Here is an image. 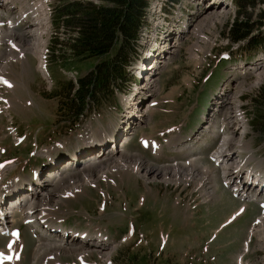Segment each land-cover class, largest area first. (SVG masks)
Wrapping results in <instances>:
<instances>
[{"label":"rangeland","instance_id":"374dc122","mask_svg":"<svg viewBox=\"0 0 264 264\" xmlns=\"http://www.w3.org/2000/svg\"><path fill=\"white\" fill-rule=\"evenodd\" d=\"M36 1L41 12L37 16H43L39 24L33 23L32 17L26 16L28 22L22 21L11 27L12 30H7L13 23L8 25L7 20H3V30L5 29L6 33L2 31L0 39V73L12 82L0 83V163L16 158V166L13 171H8L7 180H13L14 175L18 174V179H23V184L33 167L42 164L44 166L46 160L42 152L38 153L39 150L56 154V157L59 153L62 154L61 158L60 155L56 158L63 170L59 174L60 179L55 181L59 188L56 194L58 197L53 195L45 199L49 204L47 208L50 209L46 215L54 217L57 223L63 219L65 225L74 229H88L92 233L90 237H95L93 233L96 231L107 234V238L96 237L90 239V242H66V245L86 249L88 247L89 251L84 254L88 264H264V222H257L264 215V207H259L257 200L250 201L248 198L235 196L231 186L224 182L223 168L210 156V153L213 154L212 150L219 147L222 137L229 132L231 125L225 116L237 113V106L246 127L243 126V135L241 132L234 133V138L239 141V147L246 148L234 149L231 153L233 159L239 160L241 170L264 172V96H261L264 75L260 78L256 72L264 69V66L256 70L239 66L242 61L254 60L257 57L262 58L259 60L263 64L264 48L256 52L251 59L241 56L234 58L238 53L237 48L228 50V42L233 41L228 35V28L232 18L236 16L248 18L251 27L248 39L256 36V44L262 41L258 36H264V0H245L239 15L237 9L240 4L224 6L222 3L215 9H208L207 11L212 13L207 21L199 25L200 13H197V21L193 22L197 25L194 27L192 24L190 32L182 35L176 43H164L165 47L171 46L173 52H169V47L165 56L159 58L156 63L158 67L149 70L152 67L149 66L147 69L153 75L148 73L146 78L144 74L143 78V74H138L136 70L139 63L145 60L144 51L150 50L154 37L157 38L156 36L163 32L159 30V20L155 18L158 13L153 12L152 18L143 25L149 4L143 14L137 42L132 43L130 62L126 69L128 75L122 80L116 76V81L111 86L112 93L100 103H89L79 119L68 117L71 111H67L60 100H63L69 89V81L74 83L76 76L85 75L99 58L96 55H88V52L71 55L69 43L76 29L71 21H64L61 16L59 18L58 13L62 4L72 0H29L30 3ZM77 1L84 4H107L100 2L101 0ZM204 2L205 0L200 3H193V0L171 1L175 7L168 6L169 8L165 7L159 11L168 15L172 26L180 27V7L190 8L191 13ZM14 4L21 5L15 1L8 3L7 8L15 11ZM119 9L124 14V22L128 20L125 24L130 27L132 19L137 15L136 8L133 4L125 8L117 4L114 7V16H122L118 12ZM17 14L12 12L11 16ZM33 24L37 26L38 33L28 35L24 28L28 25L31 28ZM171 29L173 35L176 34L174 28ZM23 31L24 33H21ZM4 35L13 37L11 39L14 46L10 47L12 49L9 48V40L6 37L3 39ZM123 35L124 31L121 30L115 46L122 44L125 39ZM21 43L24 46L20 45ZM224 50L229 51V58L219 59ZM152 59L154 54L150 60L147 59L148 63L152 62ZM42 60L47 67L45 72L39 67ZM144 63L143 70L146 71L147 62ZM3 66L6 67L4 70ZM149 78H152L155 86V89L150 91L146 81ZM143 87L146 93L142 91ZM140 89L142 92L139 94H144L147 99L154 101L153 105H150L153 115L145 116V121H142L144 115L135 113L140 103L136 99L131 114L134 112L138 119L135 120V116L133 119L137 123L126 130L125 137V133L121 135L117 147L119 150L126 149L130 154H139L137 159L142 157L147 163L170 169L168 182L160 178L145 179L131 168L115 167L107 171L109 164L114 160L102 156L99 163L97 152L94 154L90 151L84 155L88 161L82 158L77 168L75 166L78 163L69 165L67 154L68 150L72 151L75 146V138L80 134L96 135L98 132H105L113 123L116 127L123 126L121 122L116 123L124 113L122 104L133 98L134 90ZM218 92L224 93L222 99L217 96ZM129 93L132 95L128 96ZM130 99L127 102V118L131 116L129 105L134 103ZM227 100L230 103L227 104ZM217 102H221L218 107L215 105ZM221 115L226 120H223ZM205 116L211 123L214 122L213 117H218L212 132L214 137L208 132L203 141H191V147L186 145L181 150L169 143L175 140L177 142L173 144H178V140L185 138L200 125L206 124ZM12 128L17 134H25V138L18 145L14 144ZM223 132L226 133L221 136ZM141 136L157 139L163 147L161 155L151 152L149 146L142 147L139 141ZM59 140L64 142L65 148L54 147V143ZM205 141L207 143H204ZM113 145L114 143L108 144V148ZM181 145L182 142L178 144ZM191 157L195 159L189 160H193L191 164L189 161L186 164L175 163ZM57 162L49 171L56 170ZM172 162L174 164H170ZM7 166L9 165L5 167ZM84 166L89 168L80 171ZM175 167L178 171L173 170ZM49 171L47 179L48 175L50 176ZM245 177L246 172L242 180ZM41 178L43 180L45 176L42 175ZM19 181L2 184L0 193L10 188L11 186H8L11 184L20 186ZM255 197L264 200V191L260 190L259 195ZM238 206L244 207V211L234 214L241 208ZM20 213L18 210L15 212L14 220H21ZM27 231L29 233L28 227ZM27 231L21 227L19 236L26 248L25 264H34L38 238L28 235ZM5 239L0 238V245H3ZM62 240H65L64 236ZM59 241L55 238L45 240L43 237L39 245L45 246L43 252L48 254L43 256L42 261L49 257L54 258L42 263L38 260L35 264L78 262L77 255L71 253L49 256L52 247ZM98 241L101 243L99 248L94 244ZM10 249L16 251L15 245L11 244ZM101 251H107L109 255L101 256Z\"/></svg>","mask_w":264,"mask_h":264},{"label":"bare ground","instance_id":"6f19581e","mask_svg":"<svg viewBox=\"0 0 264 264\" xmlns=\"http://www.w3.org/2000/svg\"><path fill=\"white\" fill-rule=\"evenodd\" d=\"M13 2H14V0H0V12H3L5 14H7V15H10L11 19L12 18L14 19V17H15L16 19H22V20H25L26 22H28L29 19L28 20L25 19L27 14H24L21 11L17 15H14V16L12 15L11 16V14H12L11 11L12 10L7 8V4L8 3H13ZM213 5H215V4L213 3ZM6 8H7V10L4 11V9H6ZM39 12H40V10L38 8V13ZM218 12H220V11H218ZM210 13H212V12H208V11L201 12L200 15H199L200 18H199L198 25L201 24L205 20L207 21L208 20V16L210 15ZM42 17L43 16H32L31 21H33V23H35V24H39L40 22H42V19H43ZM12 23H13L12 20L8 21V25H11ZM35 24H33L34 28L33 27H31V28L28 27L29 25L24 28V30H26V32H28L27 33L28 35L29 34L30 35L31 34L32 35H36L38 33V29H37V26H35ZM44 24H46V23H44ZM193 25L195 27L197 25V23L193 24ZM0 31L1 32L4 31L3 27H2V23H0ZM4 33H6V32H4ZM21 33H24V31L21 32ZM162 35L165 36V37H162ZM168 36H169V32L167 34H163V32H162L158 36H156L157 38L154 37L153 41H155L158 38L166 39V38H168ZM0 37H1V35H0ZM6 38H7V40H9V48L12 47L13 44H12V39L11 38H13V37L8 35V36H6ZM145 43H149V42H145ZM20 45L24 46L22 43ZM10 49H12V48H10ZM21 49H24V48L21 47ZM25 50H26V47H25ZM20 52L23 53L24 50H20ZM169 52H171V53L173 52V49H172L171 46L169 48ZM144 54H145V51H144ZM7 58L9 59V57H7ZM144 58H146V55H145ZM142 63L143 62L139 63V66H138L139 67V72L142 73L143 75L145 74L146 78L149 76V74H150V76L153 75V74H151L152 72L150 73L148 70H146V71L143 70V68L141 67ZM2 65H5V64H2ZM4 67L5 66H3V70H4ZM39 67L41 68L42 71L45 72V69H44L45 66H44L43 60L40 62V66ZM157 67H158L157 64L154 65V66L152 65V67L149 68V70H151V69L154 70ZM256 72H257V74H258V76L260 78H262V76L264 75V69H259ZM6 80L7 79L4 76H2V73H0V82H6ZM146 81L148 82L147 84L149 86V91L155 89V86L152 83V78H149ZM145 87L142 88L143 90L140 89V91L142 90L144 93H146L145 92ZM137 95L138 94H135V98H134V96H133L132 99L129 98L130 101L134 102L137 99L136 98ZM130 101H129V103H130ZM226 103L228 104L230 102H228V100H227ZM135 104H136V102L131 103L129 105V107L131 108L130 114L132 113V109L135 107ZM223 105H224V102H223ZM235 106H236V103H235ZM150 108H151V106L148 104L147 112L149 111ZM236 111H237V113H235V114H232V115L227 114L225 116L226 119H228V123H230V125H231L229 127V132L226 133L224 135V137H222V139L220 141V144H219V147L213 151V154L211 156L213 157L214 161L218 162L219 166L221 165V167L223 168V176L224 177L223 176L222 177L225 180V182L227 184H229L230 186H232V188L234 190H237V192H239V194L242 196L243 194H247L248 195L249 194L248 192H251V191H254L253 194H255L256 191L261 190L262 187L264 188V176L262 177V179H259L257 174L254 175V174L250 173L249 171H244L243 169L241 170V166L239 165V160L236 159V158L233 159V156L231 154L233 152V150L236 149V148L241 149V147H242V146L239 147V141L234 138V135H235L234 133L241 132V135H243V131H244V127L243 126L246 125V124L243 125L244 124L243 115H242L241 111L239 110V108L237 106H236ZM134 116H135V118H134L135 120L138 119L136 117V115H134V112H133V114H131V116L128 117V121H129V118L133 119ZM135 120H133V121H135ZM133 121H132V123H133ZM213 124H214V122L211 123V126H213ZM93 141H94L93 142L94 145L93 146H89L88 152H86V153L82 149L80 151L76 149L77 151L75 150V152L73 153V157L71 156V158H69L68 163L70 165H74L75 163H78L75 166L77 168L79 163H80L79 160L81 161L82 158H84V161H88V159L85 158L84 155H86L90 151H91V153L96 154L97 151L101 150L103 152H101V153H99V155H97V159L99 160V163H101L103 157L105 159L108 158V160H114L113 163L109 164V166L107 168V171H109V170H111V169H113L115 167L116 168H131L135 172L141 174L145 179H148V180L149 179H151V180L155 179L156 180V178H160V179H163L164 181L168 182V176L170 174L169 173L170 169H166V168H164V166H160V165L159 166L158 165H153L150 162L147 163L146 161L142 160V157H140V159H137L136 156L139 155V154H130V153H128V151L126 152V149L119 150L118 147H117L116 139L112 140L114 142V145L112 147H110V148H108L109 146H106V145L104 146V144H103L104 140H103L102 144H99L102 141V135L101 134L98 137L95 136ZM145 143H148V141L145 140ZM169 143H170V141H169ZM154 144H155L154 140H151V145H154ZM95 146H98L96 148L97 151L92 149ZM159 148H160V146H157V148L155 150H157ZM242 148H246V147H242ZM90 157H92V156H90ZM60 158H61V156H60ZM115 162H117V163L114 164ZM189 162L191 164V162H193V160H191ZM59 165H60V163L57 162L56 163L57 169L55 171H53V172L49 171L48 174H50V177L48 175V179L43 182V183H45L44 185H43V183L33 184V189L32 190H26L25 189L24 191H21V193L17 194L16 197L14 196L12 198H7V200H9V202L4 204V206L0 207V224L8 225L9 221L13 222L14 219H9V217L11 215H13L15 210L19 209L21 211L22 216L25 218V220H28L29 221V225L34 228L33 230H35V228H37L38 230H40V233H42L44 231L46 233L47 232H51V231H49L46 228L47 224L44 223L45 219H42V218L44 217L46 211H48V209H49V208H47V206L49 204H48L47 201H45V199L49 198L50 196H53V195H55V197H58V196H56V194L58 193V191H59L58 189L59 188H58V185H57V183L55 181H58L57 178L60 179V175L58 174ZM8 167H10V165L5 167L0 173V191L2 190V176L4 174L5 169L8 168ZM88 168H89V166L81 167L80 171L87 170ZM176 168L177 167H175V169H173V170L174 171H178ZM201 168H205V167H201ZM206 169H208V168H206ZM241 172H246V177L244 178V180H242L243 178L242 179L240 178V176L242 175ZM105 173H103V176L105 175ZM239 173H240V175H238ZM56 174L58 175V177H55ZM253 175L255 176V178H253ZM12 185L13 184H11L10 186H12ZM19 188L21 189V187H16V189H19ZM61 196L62 195L59 193V198H61ZM250 198H253V197L250 196ZM1 200H3L2 199V192L0 193V201ZM44 202H47V203H44ZM57 202H58V200H57ZM242 208H244V207H241L240 209H238L234 214H237ZM263 214H264V212H263ZM257 222H259L260 224L263 223L264 222V215H263L262 218H259ZM40 233H38L37 236ZM80 233L88 234V232H80ZM11 235H12V238L10 240L9 248H10L11 244L15 245V241H16V236L14 234H12V233H11ZM54 235L57 236V238L56 237H54V238L56 240H58V241L60 240V241L58 243H56L52 247V252H51V255H49V256L59 255L60 253H66V254L67 253H71V254L77 255L79 257V259H83L82 256L89 251L88 247L86 249L84 247L81 248L79 246L75 247V245H73V246H71L70 244L66 245V242L69 243V242H71L70 240H76L75 242H84V241H86V242L89 241L90 242V238H88L87 240H83L80 237H72L71 238V237L67 236V234H62L60 232H54ZM62 236H64L65 240H62ZM41 239H43V238H38V244H37L38 246H37L36 252H34V254L36 253V256L34 257V264L36 262H38V260L40 262H42L43 256H45V254H48L47 252H45V253L43 252L45 246H42L41 244L39 245V243H41ZM45 240H47V239L45 238ZM48 242H50V241H48ZM51 243H55V242H51ZM83 244H85V243H82V245ZM94 244L98 248L101 246L100 241L95 242ZM41 246H42V248H41ZM41 249H43V250H41ZM11 251L13 252V255H15L16 251L14 249H11ZM100 255L106 257L109 254H107V251H101ZM105 259H107V258H105ZM11 261H13V259Z\"/></svg>","mask_w":264,"mask_h":264},{"label":"trees","instance_id":"16d2710c","mask_svg":"<svg viewBox=\"0 0 264 264\" xmlns=\"http://www.w3.org/2000/svg\"><path fill=\"white\" fill-rule=\"evenodd\" d=\"M107 4H84L77 0L67 1L61 5L58 17L65 21H71L76 32L70 39L71 55H79L88 52L90 56L96 55L99 59L92 69L85 75L77 77L75 83L69 81V89L60 100L67 111L74 112L71 117H76L89 103L97 104L112 93L111 86L119 79L128 75L127 67L130 62L132 43L136 38L138 24L141 21L142 12L146 0H103ZM238 5V15L244 7L245 0H235ZM111 4V6H109ZM119 4L122 8L134 5L137 11L131 26L124 22L121 9V17L114 16V7ZM63 10V11H62ZM124 31L122 44L115 46L117 35ZM251 31L248 18L236 16L231 22L228 35L232 40L247 38ZM256 36L250 38V42H256ZM264 40V37H259ZM132 40V42H131ZM264 96V89H261ZM89 99V100H88ZM257 120V118H256ZM255 120V122H256Z\"/></svg>","mask_w":264,"mask_h":264}]
</instances>
